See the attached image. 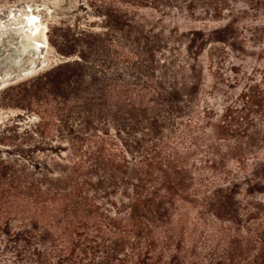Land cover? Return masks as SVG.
I'll use <instances>...</instances> for the list:
<instances>
[{"label":"rangeland","instance_id":"rangeland-1","mask_svg":"<svg viewBox=\"0 0 264 264\" xmlns=\"http://www.w3.org/2000/svg\"><path fill=\"white\" fill-rule=\"evenodd\" d=\"M30 2L37 3L35 14L48 27L46 65L0 90V129L37 125L45 105L28 102L26 91L47 72L81 56L80 66L68 68L74 76L66 80L59 102L90 101L73 104L72 113L79 107L81 115L65 126L56 123L45 143L33 141L43 150L17 138L0 144V157L52 163L56 155L49 145L66 149L62 157L67 159L71 143L86 146L93 134L107 139L118 154L126 149L120 141L136 150L148 143V152L133 151L126 165L130 184L144 159L173 173L170 192L165 188L159 195L168 226L157 224L158 244L171 239L182 262L197 264H227V252L241 253L238 262L245 264L253 259L245 258L261 253L264 123L259 108L243 97L250 95L249 84L264 88V0H0V10L11 13L0 23V34L21 25L17 22L24 21ZM109 48L108 56L103 49ZM11 53L5 45L2 58L8 56L9 65L16 57ZM150 79L177 87V108L169 111L153 91L146 113L125 105L119 111L93 98L105 84L128 86L127 103L148 92ZM152 121L158 129L151 128ZM10 244L12 235L0 233V264H27L15 259ZM20 249L28 252L26 246ZM162 252L168 258L169 249Z\"/></svg>","mask_w":264,"mask_h":264},{"label":"trees","instance_id":"trees-1","mask_svg":"<svg viewBox=\"0 0 264 264\" xmlns=\"http://www.w3.org/2000/svg\"><path fill=\"white\" fill-rule=\"evenodd\" d=\"M110 51V48L103 49L108 56ZM81 58L83 61V56ZM125 59L131 60L129 55H125ZM81 61L74 59L72 63L47 72L41 82L26 91L24 99L28 102L38 105L41 100L45 105L40 122L13 131L0 129V144L13 143L19 138L24 144L43 150L33 142L36 138L39 144L45 143L54 126L58 123L65 126L72 117L81 115L79 107L72 113L73 104L82 102L83 105L90 101L89 98L68 101L64 106L59 102L66 80L74 76V71L68 68L80 66ZM149 83L147 93L138 94L127 103L124 102L128 98V86L105 84L93 98L110 102L119 111H124L125 105L133 111L141 109L146 113L147 98L153 91L169 111L178 107L180 92L177 87H167L153 79ZM248 86L246 91H250V95L245 94L243 100L259 108L264 123V88L257 84ZM131 100L136 107L129 103ZM148 124L153 129L159 127L157 121ZM105 131L108 135V130ZM92 138L86 146L71 143L67 159L62 157L66 149L49 145V150L56 155L52 163L35 160L27 164L11 157H0V233L12 235L13 244L10 245L15 259L27 264H197L196 260L182 262L178 257L181 251L173 249L171 239L165 245L158 244L155 239L157 224H165L168 218L162 213L163 196L159 195L165 188L170 192L175 179L171 170L156 168L144 159L140 168L133 171L135 182L130 184L127 158L133 151L147 153L148 143L139 145L136 150L126 140L120 141L119 145H125L126 149H119L118 154L99 134H93ZM156 170L160 174L157 177L153 176ZM152 183L156 186L150 187ZM22 245L26 246L27 253L20 249ZM167 248L168 258L162 252ZM261 248L258 255L245 258H253L245 264H264V243ZM225 254L227 264H240L237 256L242 257L241 253L236 257L228 252Z\"/></svg>","mask_w":264,"mask_h":264},{"label":"bare ground","instance_id":"bare-ground-1","mask_svg":"<svg viewBox=\"0 0 264 264\" xmlns=\"http://www.w3.org/2000/svg\"><path fill=\"white\" fill-rule=\"evenodd\" d=\"M48 1L56 3L55 0ZM28 7L30 9L27 11L28 14L24 21L17 22L21 25L5 28V31L0 34V59L4 54L5 45L11 49V54L14 55L15 53L16 56L14 63L11 65L8 64L10 62L8 56L2 58V65L0 63V90L23 78L36 74L46 65L49 44L48 27L35 14V11L39 9L37 3L30 2ZM9 17H11V13L7 12V8L0 10V23ZM13 34L14 36H12Z\"/></svg>","mask_w":264,"mask_h":264},{"label":"water","instance_id":"water-1","mask_svg":"<svg viewBox=\"0 0 264 264\" xmlns=\"http://www.w3.org/2000/svg\"><path fill=\"white\" fill-rule=\"evenodd\" d=\"M0 21H1V19H0ZM67 61H70V59H69V60H67Z\"/></svg>","mask_w":264,"mask_h":264}]
</instances>
